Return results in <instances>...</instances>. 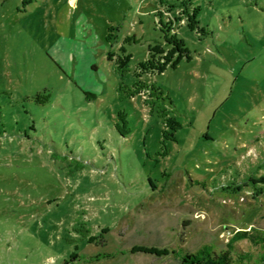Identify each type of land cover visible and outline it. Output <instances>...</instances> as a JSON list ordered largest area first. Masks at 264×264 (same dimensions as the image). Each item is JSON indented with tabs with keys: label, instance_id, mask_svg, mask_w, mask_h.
Here are the masks:
<instances>
[{
	"label": "rangeland",
	"instance_id": "rangeland-1",
	"mask_svg": "<svg viewBox=\"0 0 264 264\" xmlns=\"http://www.w3.org/2000/svg\"><path fill=\"white\" fill-rule=\"evenodd\" d=\"M244 229L264 0H0V264H181Z\"/></svg>",
	"mask_w": 264,
	"mask_h": 264
},
{
	"label": "trees",
	"instance_id": "trees-1",
	"mask_svg": "<svg viewBox=\"0 0 264 264\" xmlns=\"http://www.w3.org/2000/svg\"><path fill=\"white\" fill-rule=\"evenodd\" d=\"M177 7L185 10L188 5L185 2H180ZM195 15H192L191 18L198 17V13ZM199 24L200 21H198ZM35 98L38 104H47L49 101V95L45 93H39ZM241 240H248L254 246H264V236L260 232L255 229L253 232L252 229H244L233 233L224 250H217L213 244H204L195 252H187L181 249L175 257L180 260L181 264H248L253 261V254L237 251L236 243ZM259 260L260 263L264 264V253Z\"/></svg>",
	"mask_w": 264,
	"mask_h": 264
}]
</instances>
